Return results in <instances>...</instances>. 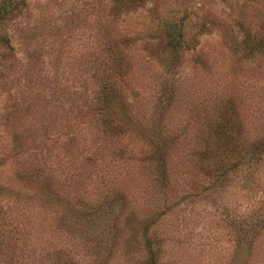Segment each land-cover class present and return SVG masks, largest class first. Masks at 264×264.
Listing matches in <instances>:
<instances>
[{
    "label": "rangeland",
    "instance_id": "374dc122",
    "mask_svg": "<svg viewBox=\"0 0 264 264\" xmlns=\"http://www.w3.org/2000/svg\"><path fill=\"white\" fill-rule=\"evenodd\" d=\"M112 1L0 0V264H264V0Z\"/></svg>",
    "mask_w": 264,
    "mask_h": 264
},
{
    "label": "trees",
    "instance_id": "16d2710c",
    "mask_svg": "<svg viewBox=\"0 0 264 264\" xmlns=\"http://www.w3.org/2000/svg\"><path fill=\"white\" fill-rule=\"evenodd\" d=\"M141 2L142 0H113L112 11L114 13H117L118 11L123 9H130L139 5ZM170 47L173 51H175L173 48L180 47V42L177 38V35L172 38ZM98 97L100 100V105L102 109H104V116L102 117L101 121L105 124H109L110 119L107 116L111 114V109L112 107H114L113 103L115 104V98H117V93L114 91V87L112 85L103 82L99 90ZM211 131L208 133V135L216 137V139H214L215 145L213 146L211 141L208 142L206 140L204 142L203 150L206 152H218L222 154H224L225 152L228 154L231 153L234 149V143L229 138L228 140H225V132L221 130H213L212 132ZM146 264H155V258H153L151 254L148 257Z\"/></svg>",
    "mask_w": 264,
    "mask_h": 264
}]
</instances>
